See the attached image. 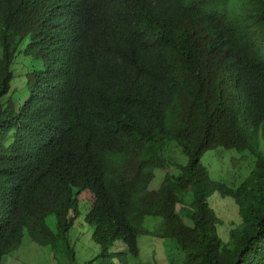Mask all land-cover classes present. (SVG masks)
<instances>
[{"label": "trees", "instance_id": "trees-1", "mask_svg": "<svg viewBox=\"0 0 264 264\" xmlns=\"http://www.w3.org/2000/svg\"><path fill=\"white\" fill-rule=\"evenodd\" d=\"M261 139L264 0H0V264L24 241L79 264L82 201L104 264L148 236L174 239L180 264H264ZM214 149L248 174L212 179Z\"/></svg>", "mask_w": 264, "mask_h": 264}, {"label": "rangeland", "instance_id": "rangeland-1", "mask_svg": "<svg viewBox=\"0 0 264 264\" xmlns=\"http://www.w3.org/2000/svg\"><path fill=\"white\" fill-rule=\"evenodd\" d=\"M22 59L18 58L17 67L21 73L19 63ZM24 64H28V60L24 59ZM25 69V68H23ZM260 150L264 152V140H260ZM179 162H185V157L173 150ZM242 154V153H241ZM231 150H210L206 151L201 162L206 167L212 179H219L229 184L239 183L252 167V161L247 156ZM173 170L168 167L165 170L156 169L154 177L149 183V189H156L159 186L165 172ZM189 196L188 201L190 202ZM210 205L214 208L215 213L224 225H230L239 220L237 206L233 200L229 198H221L216 193L209 198ZM77 213L75 214L72 227L69 230V243L75 252L76 262L84 264L91 260L90 264H104V257L99 255L101 250L91 239L93 225L85 221L84 215L87 211V204L80 202L78 204ZM48 224L53 226V218L47 217ZM158 219L153 217H145V225L149 231H152ZM141 240V242H140ZM142 244V249L138 256H130L127 254L126 264H180L181 248L174 239L156 238L148 236V238L138 239V246ZM119 252L128 253L127 248L120 243ZM98 256V257H97ZM125 255L120 254L116 257L111 253L110 264H122ZM97 257V258H96ZM1 264H67L64 258H59L47 247L37 246L32 242H23L17 249L5 255Z\"/></svg>", "mask_w": 264, "mask_h": 264}]
</instances>
